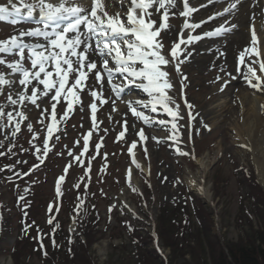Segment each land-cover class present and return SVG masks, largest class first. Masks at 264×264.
I'll return each mask as SVG.
<instances>
[{
  "label": "rangeland",
  "instance_id": "1",
  "mask_svg": "<svg viewBox=\"0 0 264 264\" xmlns=\"http://www.w3.org/2000/svg\"><path fill=\"white\" fill-rule=\"evenodd\" d=\"M0 2L8 4V0ZM175 27L177 29V26ZM22 31L27 30L23 27L0 26V41L14 35L19 36ZM162 38V53L171 60L169 65L164 66L173 85V88L168 90V95L180 105V118L176 121L179 128L178 140L170 138L175 135L172 130V116L160 104H157V111H152L151 105L155 100L144 89L132 93L128 100L134 99L142 105H148L143 106V113L148 117L149 123L133 116L130 110L124 113L116 103L113 105L114 97L111 93L109 96L108 88L95 86V76L89 87L83 89V92H77L80 103L74 99L69 117L64 121H61L60 117L63 116L68 101L72 100H65L63 95L58 98L54 121L51 107V95L55 94L54 90L49 96H42L37 101L39 107L27 100L22 104L18 102L13 105L8 99L9 95L18 100V94L24 89L19 84L21 74H13L7 65L20 60V55L18 51L15 54H0V58L5 61L0 63V73L4 74L5 79L12 81L9 85H0V108L4 113L0 116V152L4 153L2 156H7V163L14 166L11 168L15 171L14 174L26 173L28 168L31 169V166L39 163L36 148L41 149L39 155L43 156V142L49 137L48 126L54 125L49 137L50 151L39 169L35 167L25 179L18 182L5 176L6 179L0 181V216L2 214L3 219L0 264H18L10 253L21 240L22 221L28 211L29 215L35 213L36 220L49 228L48 221L52 217V214L48 213L50 205L55 212L62 207L59 216L62 217L63 226L68 231L74 250H82L81 242L85 241L86 236L82 235L77 225L75 212L63 207L75 203L76 187L84 184V175L92 177L96 183L97 175L101 171H107V174L101 184L92 189L95 193L99 190L94 197L97 210L93 215V223L97 222L93 239H99L89 246L88 252L85 247V252L78 255L82 256L80 258L86 261V264H138L142 257L139 255L140 247L135 244L136 236L142 234L143 237H148L149 233L154 234L155 239L153 243L147 244L146 248H155L156 254L161 256L164 264H194L193 254L179 253L171 243L167 244L164 233L159 238V218L164 215L171 219L180 214L183 223L189 224L192 221L198 225L202 224L203 239L207 238L205 230L210 229L221 240L225 239L231 243L245 240L252 230L264 227L261 226L262 218L256 215L253 203L255 200L253 201L250 195V192H253L250 186L253 178L264 191V179L258 175L253 153L254 142L257 140L262 143L264 151V83L260 89L253 88L244 79V75L240 76L237 82L231 83L235 81L230 77V72L235 70L239 53L237 51L231 56L229 67L216 63L200 70L190 66L191 62L187 60L188 54L194 52V46L181 48L179 55L172 59L171 46L175 35L172 36L171 42H168L167 38L165 40V36ZM21 63L23 67L32 69L31 61L25 53ZM176 64H179V72L176 70ZM249 64L247 68L254 67L252 61ZM247 71L248 69L245 73ZM258 76L264 82V73H259ZM252 79L253 83H256L255 79ZM34 85L36 81L29 85L28 95ZM38 87L43 91V85ZM94 89H99V97L94 98L91 95L92 91L97 92ZM248 94L261 101L259 111L263 122L259 129L262 136L258 134L259 129L251 132L245 130L241 99L242 95ZM101 100L106 102L101 103ZM185 100L191 108L185 104ZM93 102L96 104L95 112L91 108ZM122 103V106L128 108L124 105L125 101ZM169 106L175 108L174 105ZM224 106L227 107L225 111L222 109ZM45 109L47 111L41 115ZM9 112L14 117L12 121L8 119ZM17 112H24L27 118L22 120ZM17 122L20 123V130L13 136ZM28 124L32 125V131H29ZM122 132L123 136L120 135ZM34 133L36 139L33 141ZM85 137L88 138L87 151H84ZM97 145L100 147L97 148ZM10 147L12 152L9 151ZM129 148L132 149L131 152ZM70 151L73 154L71 156ZM82 152L83 155H80ZM181 152L188 154L183 155ZM203 162L207 173L206 179L202 181L200 173ZM262 163L264 164V156ZM0 173L3 176L4 173ZM62 176L64 178L60 180ZM58 181L59 193L64 197L61 196L57 200ZM204 183H208L210 201L199 191L198 186ZM29 185L33 189L28 190ZM25 189L29 198L20 200L19 194L26 193ZM27 204L30 209L23 210L21 205ZM199 239L195 235L192 242L196 245ZM34 244L38 245L37 239H34ZM47 244L49 249H53L51 247L55 243L50 238ZM27 249L28 247L25 248L26 251ZM32 249L21 254L19 264H46L43 257ZM54 257L59 258L58 251L54 253ZM147 264H152V260H148Z\"/></svg>",
  "mask_w": 264,
  "mask_h": 264
},
{
  "label": "snow or ice",
  "instance_id": "2",
  "mask_svg": "<svg viewBox=\"0 0 264 264\" xmlns=\"http://www.w3.org/2000/svg\"><path fill=\"white\" fill-rule=\"evenodd\" d=\"M174 2L175 0H131L132 8L127 15L126 26L124 22L119 20V14H117L115 18L108 16L103 6L98 3V0H93L90 16L87 14V10L82 7H65L64 0H61L59 5L48 3L46 0H34L33 3L23 5L26 11L22 14L21 8L17 7L16 4L13 3V0H8V5H0V21H7L11 18L10 22L16 24L17 17L20 19L32 20L35 13H39L38 18L35 19V23L38 27L28 32H20L19 37L14 35L7 40L0 41V54H15L18 51L20 55V60L10 63L7 66L12 70L13 74H21L22 78L19 80V84L23 86L24 91L18 94V100L13 99L11 95H9L8 99L13 105L18 102L22 104L27 100L39 107L37 101L42 96H49L54 90L55 94L51 95V100L53 101L51 107L52 119L55 121V109L59 102L58 98L63 95L64 99L67 100L68 95H71L77 103H80V98L76 92H73V89L82 91V85L87 79V73L92 72L93 69H96L94 75L97 82L103 80L102 72L107 74L108 82L112 86V90L117 93V96L120 95L123 89L120 85H116L112 82L113 73H127L125 79L130 83H134L136 79L145 82L142 84V87L148 95L155 100V103L151 105L152 111H157V104H160L163 109L172 116V130L175 135L170 138L178 140L179 128L176 121L180 118V105L176 104L172 97L168 95V90L172 89L173 85L170 83L169 73L164 70V66L169 65L171 60L166 58L162 53L163 44L158 40H154V37L158 36L162 30L168 29V25L162 22L159 24V27H155L156 21L151 19L152 13L148 11L149 8L158 5V7L155 8L156 14L159 15L160 9H164L162 20L166 21L168 18V8L173 7ZM212 2L213 0H209V3ZM97 7L100 8L101 15L97 14ZM232 7H234V5ZM184 8L185 11L181 13L182 16H187L195 11V9L188 7L187 0L184 2ZM137 9L139 10V15H134ZM224 11L227 12L229 9L226 8ZM217 15H222V13H218ZM145 16L148 17L147 22L145 21ZM102 17H107V19L105 20ZM208 19L211 20L213 17H209ZM201 23H204V21ZM39 25H43V28H40ZM82 26L84 31H81ZM183 27L192 29L200 27V24H189L186 21ZM220 34L221 29H217L214 32H208L204 35L212 36ZM24 36L44 37V39L48 41L52 51H49L47 54H45L44 51H36V49H43L44 45L27 44L22 39ZM130 37H134V39ZM200 38L199 36H190L189 42L193 39L198 40ZM93 39L95 40L94 47L92 45ZM252 39L255 43L257 40L255 32H253ZM118 41L120 42L118 43ZM122 45L125 46L124 51L121 50ZM176 47H178V45L172 50V59L176 58ZM81 48L82 50H80ZM25 49L29 51L28 59L32 64L31 70L23 67L21 63L24 59ZM56 49H58V51H56ZM90 51L98 54L102 58L101 68H97L96 62L89 59L88 53ZM243 56L244 53H241V58H243ZM107 57H111L112 60L115 61V67H109V59ZM4 62L5 61L0 58V63ZM48 64L52 65V70L46 68ZM137 64L141 65V67H137ZM65 65L67 67H64ZM74 65L76 66L74 67ZM85 67H87V72L84 71ZM260 68L261 71L264 72V63L260 64ZM176 70L179 72V64H176ZM54 73L56 79L52 78ZM42 74L43 78H41ZM73 74H75V80L69 86V77ZM252 78L255 79L256 83H253ZM217 79H219V77H217ZM244 79L251 87L257 89H260L262 83H264L261 81V77L256 75L255 69L250 66L248 67V71L244 73ZM33 81H36V85L32 86L31 94L28 95L29 85H32ZM11 83L12 81L5 79L4 74L0 73V85H9ZM39 85H43V91L39 89ZM91 95L95 98L98 93L92 91ZM104 102L106 101L101 100V103ZM114 103L113 101V105ZM126 103L133 115L142 118L145 123H149L148 117L145 116L143 112H139L133 107V103L139 104L141 103L140 101H129ZM185 104L187 105L186 100ZM169 105H174L175 108L173 109ZM187 106L191 108V105ZM144 107H148V105L145 104ZM72 108V101H68V106L63 116L60 117L61 121L69 117ZM91 108L93 112H95V102H93ZM113 110H115V107ZM46 111L47 109L42 111L41 115H44ZM2 115H4L3 109L0 108V116ZM17 115L21 117L22 120L27 118L24 112H17ZM7 116L9 121L14 119L11 112L7 113ZM161 123L164 122L161 121ZM53 127V124H49L48 126L49 137L52 134ZM28 129L32 131L31 124H28ZM19 130L20 123L17 122L12 135L15 136ZM140 134H143L142 130ZM120 135L123 136V132ZM49 137H46L43 142V156L39 155L41 149L39 147L36 148L37 159L41 163H43L44 158L50 151ZM35 139L36 134L34 133L33 141ZM57 139H59V137H57ZM189 140H191V133L189 134ZM30 143H32V141H30ZM134 146L133 144V147ZM99 147L100 145H97V148ZM87 149L88 138L85 137L84 151H87ZM131 150L132 149L129 148V152H131ZM9 151H11V147ZM180 154L187 155L188 153L181 152ZM2 155H4V153L0 152V156ZM69 155H73L71 151ZM80 155H83V152ZM74 159H79V157H74ZM17 163H20V161H17ZM37 166L38 165H34L33 167L35 168ZM2 170L3 169H0V171ZM29 171H31V169ZM65 172H67V167L65 168ZM23 175H27V173ZM63 178V176L60 177V180H63ZM133 191H135V188H133ZM25 192H27V189H25ZM57 193L59 195V181L57 183ZM19 199L23 200V196ZM49 210H51V205L49 206ZM109 211H111V208ZM48 223H52L51 217ZM53 243L55 242L53 241ZM42 247L43 244H41V248Z\"/></svg>",
  "mask_w": 264,
  "mask_h": 264
},
{
  "label": "trees",
  "instance_id": "3",
  "mask_svg": "<svg viewBox=\"0 0 264 264\" xmlns=\"http://www.w3.org/2000/svg\"><path fill=\"white\" fill-rule=\"evenodd\" d=\"M7 161V156L0 157V169H3L2 167H4L1 171L4 173L3 176L0 173V181L2 179H6L7 177L12 178L15 176V171L11 170L12 167H5L11 166L10 163H7ZM7 170L10 171L6 175L5 173ZM101 172L104 173L102 174ZM101 172H99L101 175H97V179L95 180L96 183L93 182L92 177L89 179L82 177L84 184L82 183L76 187L75 193L77 195L75 203L72 204L73 206L66 204L63 207L66 210L71 209L75 212L74 215L77 225L79 226L82 235L86 236L84 242L80 241L82 250H74L73 244L70 242L68 231L66 227L63 226L64 223L62 222V217L59 216V212L62 210V207L59 208L60 211L58 214L51 217L52 223L48 224L49 228H46L45 225L40 224L36 220L35 213H33V215H29L28 211L26 216L24 215L25 218L22 221L23 230L20 233L21 240L18 242V245L11 249L12 251L10 253V256L13 257V260L16 263L19 264V257L21 254H25L28 252V249L33 248V252L39 254L40 257L42 256L46 264H71V262H73V264H86V261L81 260L80 257L82 256L78 255L80 252H85V247L86 252H88L90 249L89 246L99 239V237L93 239V237H95L94 231L97 228L95 227L97 222L95 224L93 223V215L97 210V206L94 203V197L98 194L99 190L95 193L92 192V189H96V186L103 181V178H105L107 171ZM18 177L19 176H16L15 178ZM248 178H250V176ZM250 184L252 187L251 191H253L252 193L250 192V195L253 198V201L255 200L253 203L256 208V215L262 218L261 226H264V191L262 187L258 185L259 183L255 178L252 179V183ZM27 188L28 190L33 189L30 185ZM28 195V192L19 194L20 197L23 196V200L28 199ZM62 197H64V195ZM21 206L23 207V210L30 209L28 204ZM98 215L100 216V214ZM159 222V238L162 233H164L167 237V244L171 243L179 253L193 254L194 264H264V227L252 230V232L246 236L245 240L241 239L242 241L238 243H231L225 239L221 240L218 236L214 235L210 229L205 230L207 231V234L205 233L207 238L203 239L201 231L203 229L202 224L198 225L197 222L193 223L192 221L189 224L187 222L183 223L184 221L180 218V214L171 219L165 215L161 216L159 218ZM205 226L206 225H204V229H206ZM136 231L137 230H135V232ZM195 235L200 238L199 242H196V245L192 242V238L195 237ZM50 238L55 242L51 248L54 249V253L58 251L59 258H55L54 253H52L53 249H49L47 241ZM34 239H37V246L34 244ZM154 239V234L151 233H149L148 237H143L142 234H138L136 236L135 244L140 247L141 253L139 255L142 257L138 264H147L148 260H152V264H164L161 256L156 254L155 248H146L147 244L154 242ZM62 242L64 245H62ZM214 243H217V245H214ZM41 244H43L42 248ZM26 247H28L27 251L25 250ZM206 248L208 250H206Z\"/></svg>",
  "mask_w": 264,
  "mask_h": 264
},
{
  "label": "bare ground",
  "instance_id": "4",
  "mask_svg": "<svg viewBox=\"0 0 264 264\" xmlns=\"http://www.w3.org/2000/svg\"><path fill=\"white\" fill-rule=\"evenodd\" d=\"M245 0H230L227 4L229 6L228 15L220 18H217L213 23L209 24V21H207L206 18L200 17V22L204 21V23H200V27L192 28L190 30L191 32H187L185 35V38H187L189 35H193V33L198 32L199 34H204L206 31L204 30V27L209 25L211 28L210 30H217L219 29V26L224 22L227 24H230L229 29L232 30L231 33H228L225 37L221 31L220 35H212V36H206L201 37L197 42L194 44L189 43V41L186 39L184 47L188 46H194V52L192 54H188L187 60L191 62L190 66H193L196 69L205 70V68L215 65L218 63L222 67H229V64L232 60L231 56L235 53L236 50H244V48H247V44H249V39L251 40L250 36V30H248V24L253 23L254 31L257 36V42L253 46L254 52L257 55L256 57H262L263 63H264V25H262L259 20H257V12L259 9L260 4H255L251 1L253 0H246L250 3H242ZM234 5V7H232ZM220 7V6H219ZM219 9V8H218ZM220 10V9H219ZM197 13L194 12L192 14L187 15L188 17L197 18ZM205 14V12H204ZM264 20V17L261 16ZM255 19V20H254ZM257 20V21H256ZM234 21V23H232ZM250 29V26H249ZM177 29L174 28V25L170 27V30H167L165 32L166 38H172V36L176 33ZM203 31V32H200ZM253 35V33H252ZM157 40V38H155ZM170 40V39H169ZM172 41V40H171ZM170 41V42H171ZM250 47V45H248ZM246 55V53H245ZM247 56V55H246ZM256 74L263 75L264 72L261 71L260 65H257L254 67ZM193 69V68H192ZM231 77H237L235 72H230ZM235 81L231 83H235L238 80L234 78ZM242 106L244 109V120L243 122L246 123L245 130H249V132L254 131L255 129H259L261 127L262 120V114L260 115L259 111V104L260 100L256 96L253 95H242ZM119 108H122L124 110V113L126 110H128L126 107L121 106L119 104ZM226 106H224L222 109L225 111ZM260 133V129L258 130V134ZM262 136V132L260 133ZM259 140L254 142V149L253 153L254 155V163L256 164V170L258 172V175L262 179H264L263 174V163L262 158L264 156L263 146L262 143H258ZM201 180L203 181L206 179L205 175L207 173V167L203 162V165L201 166ZM199 177V178H200ZM198 186V185H197ZM199 191L202 192V194L205 196V199L207 201H210L211 198L209 196V186L208 183H204L200 186Z\"/></svg>",
  "mask_w": 264,
  "mask_h": 264
}]
</instances>
